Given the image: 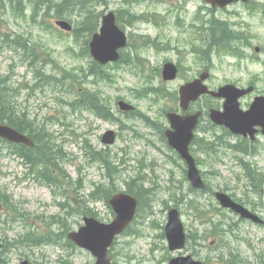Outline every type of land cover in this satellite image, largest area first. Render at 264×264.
Wrapping results in <instances>:
<instances>
[{
	"label": "rangeland",
	"instance_id": "obj_1",
	"mask_svg": "<svg viewBox=\"0 0 264 264\" xmlns=\"http://www.w3.org/2000/svg\"><path fill=\"white\" fill-rule=\"evenodd\" d=\"M20 1L16 6L32 8L36 22L29 20L30 11L23 17L15 16L6 6L0 8V91L7 81L18 116L28 118L27 123L35 128H44L42 139L49 143L52 157L58 159L61 152L68 154L71 161L67 162L64 155L63 160L58 159L62 170L56 169L53 178L65 190L68 185L70 195L86 199L84 194L103 186L105 189L98 195L104 199L108 194L126 193L129 185L140 193L141 205L133 224L111 248L113 263L169 264V257L182 255L168 250L163 235L167 209L177 207L193 238L185 254H193L208 264H264V225L241 220L223 209L215 198L216 192H224L264 221V138L260 137L255 153H242L234 148L236 137L213 127L206 116L197 131L198 143L192 146L208 188L200 192L191 189L185 163L169 150L163 134L169 127L165 114L179 108V101L171 94L178 93L182 84L206 68L211 72L207 83L211 88L231 83L255 86L257 93L241 100L245 109L256 95H264V0H253L247 6L234 4L213 13L202 0H103L99 8L93 5L95 0L85 6L79 0H44L43 5L36 0L31 5L27 0ZM61 4L67 6L63 8ZM45 8L47 11L42 13ZM83 9L88 12L81 16ZM102 11L121 12L119 25L130 40L126 65L106 67L102 71L106 83L100 81L96 93L90 91L93 101L102 100L119 118L117 123L99 120L88 112L75 113L67 104L74 98L80 100L71 94V86L83 79L93 64L85 51V38L92 32L90 20H97ZM57 15L68 17L76 30L73 35L56 26ZM211 15L212 26L225 31L231 45L203 53L195 46L212 38L211 33H206ZM223 20L229 22L227 27ZM144 37L154 40L156 46L145 44ZM20 44L35 65L25 59ZM229 50H234L236 56ZM37 52L48 58L33 57L32 53ZM165 62L179 66L176 81L161 80ZM51 63L71 71L75 77L71 78L67 71L58 73ZM43 72L54 75L44 78ZM119 101L134 107L132 119L119 110ZM222 105V101L205 98L194 109H222ZM109 130L119 133L112 148L101 142ZM31 131L37 132L34 128ZM97 154L106 155L108 165L89 162H95ZM44 169L50 172L48 167ZM106 169L111 173L105 175ZM24 172L21 161L0 144V203L7 195L18 207L15 210L9 206L3 214V218L13 221L12 227H0V238L6 246L0 251L3 263L18 264L26 258L33 264H93L95 260L89 252L72 247L66 238L82 225V213L87 208L59 210L55 203L62 198L32 177L21 182ZM103 199L87 206L100 221L110 222L113 210ZM32 232L37 235L32 236ZM60 232L67 233L56 242L50 241ZM27 235L33 239L42 236L43 242L17 246Z\"/></svg>",
	"mask_w": 264,
	"mask_h": 264
},
{
	"label": "water",
	"instance_id": "obj_2",
	"mask_svg": "<svg viewBox=\"0 0 264 264\" xmlns=\"http://www.w3.org/2000/svg\"><path fill=\"white\" fill-rule=\"evenodd\" d=\"M211 3L214 7L219 6L225 8L227 5L239 0H205ZM248 3L250 0H242ZM60 26L70 30L71 27L65 22H60ZM127 38L125 33L117 26L116 18L113 13L104 17L103 26L100 34L94 36L90 44L93 57L102 64L119 59L118 49L125 47ZM178 74L177 68L169 63L163 69V79L165 81H173ZM209 74L204 73L200 79L186 83L180 88V104L182 109L188 110L192 102L197 101L202 95L210 94L216 98H224V112L212 110L210 114L211 120L217 125L228 127L234 134L248 136L255 140V135L258 133L256 127L262 128L264 134V97L256 98L250 111L243 112L240 109L239 99L252 91L241 90L234 85H226L218 91H210L202 81L206 80ZM202 112L196 114H187L180 116L175 113L167 115L172 124L173 131L167 132L169 144L175 148L182 158L186 160L189 166V180L192 186L196 189H205V184L202 181L199 171L196 168L195 160L189 152V146L194 139L193 131L195 130ZM0 136H3L17 143H25L32 146L31 142L25 136L16 131H12L5 127H0ZM114 134L108 133L104 137V142L107 144L114 143ZM218 199L221 204L232 209L234 212L241 215L242 218L252 220L255 223L262 224L263 221L255 214L244 208L243 206L232 202L226 195L218 194ZM117 214V217L112 225L105 226L94 219H86V226L81 228L79 233L70 234L76 244L89 250L96 258V264H111L108 250L113 244L115 235L122 233L127 226L133 221L137 200L128 195H118L110 201ZM171 250L182 249L186 244L183 225L180 221V216L176 210L171 211L169 223L166 228ZM1 247V244H0ZM21 264H29L24 261ZM171 264H202L195 262L191 256L187 258H179L173 260Z\"/></svg>",
	"mask_w": 264,
	"mask_h": 264
},
{
	"label": "trees",
	"instance_id": "obj_3",
	"mask_svg": "<svg viewBox=\"0 0 264 264\" xmlns=\"http://www.w3.org/2000/svg\"><path fill=\"white\" fill-rule=\"evenodd\" d=\"M34 0H30V2H32ZM37 4H41L42 0H36ZM69 2H73L72 0H67ZM89 1L88 3H90L92 0H87ZM126 3H132V0H124ZM101 2H104L103 0H95V4L94 5H100ZM91 24L89 25V30H93L97 28L98 22L99 20H94L91 21ZM209 31L210 32H215L217 31V28H214L212 26V19L209 22ZM225 27H227V24H223ZM220 32H222L223 34L227 35V33L223 30H220ZM149 40L146 41V44L149 45ZM230 44V40L229 38H225V41L220 43L219 41L215 42L214 44H212L213 47L219 48L220 50L223 48H227L229 47ZM211 48V45H210ZM209 50L206 49V52H209ZM232 54H235L234 52H232ZM125 59L126 57L123 56L122 57V62L125 64ZM99 67L96 64H93L91 67V71L92 73H96L98 71ZM146 71V70H145ZM10 89L7 86V83L4 82V88L1 89L0 91V114L2 116H4L7 119V124L10 125L11 127H13L14 129L20 131V132H25V131H31V126L27 124V120L25 116H18V111H17V107H16V102L13 100V98L10 95ZM172 99L177 100V93L175 94H171ZM106 115H110L108 113V111H106ZM22 119V120H21ZM0 122H3L0 120ZM31 134L34 136V133L31 131ZM41 134L36 135V140L38 139V137ZM35 139V138H34ZM49 143H44V140L40 139L38 141V144L36 145V147L34 149H28L25 146H16L15 147V154L18 156V158L23 159V161L25 162V165H27L29 167V177H32L34 181H37L39 184H44V181H46L47 183H49L50 187H52L54 189V193H58L61 196L66 197L67 200L70 199V195H69V186L65 184V188L62 187L63 184H61L60 182H57V180L55 178H53V175H56V169L60 170V166H59V162L58 159L63 160V155L64 157L67 159V161L69 160L68 154L65 152H61V154L58 155V159L56 157H52L50 155V148L48 147ZM234 148H237V146H234ZM95 161H100L104 164V166L108 163V158L106 155L103 154H97V158ZM45 167H48V170L50 172L45 171L44 169ZM62 170V169H61ZM45 171V172H44ZM111 172V171H110ZM101 189H105L103 186H98L91 194H90V199L93 201H97L99 199H103L99 194ZM129 191L133 194H135L136 196L139 197V194L135 191L132 190L131 186H129ZM104 198V199H108L109 198ZM84 200H80V203H84ZM61 207H66L67 204L66 203H61L60 204ZM85 213H89L88 211ZM32 236H36L37 233L32 232L31 234ZM64 236V233L60 234H56L54 235L50 241L52 242H56L58 240L59 237ZM42 236L38 237L37 239H33L30 235H27L24 237L23 241L26 243V245H30L33 244V246L37 245L38 243H42ZM23 243V242H21Z\"/></svg>",
	"mask_w": 264,
	"mask_h": 264
},
{
	"label": "bare ground",
	"instance_id": "obj_4",
	"mask_svg": "<svg viewBox=\"0 0 264 264\" xmlns=\"http://www.w3.org/2000/svg\"><path fill=\"white\" fill-rule=\"evenodd\" d=\"M22 120V119H21ZM231 256V255H230Z\"/></svg>",
	"mask_w": 264,
	"mask_h": 264
},
{
	"label": "flooded vegetation",
	"instance_id": "obj_5",
	"mask_svg": "<svg viewBox=\"0 0 264 264\" xmlns=\"http://www.w3.org/2000/svg\"><path fill=\"white\" fill-rule=\"evenodd\" d=\"M247 140V139H246Z\"/></svg>",
	"mask_w": 264,
	"mask_h": 264
}]
</instances>
